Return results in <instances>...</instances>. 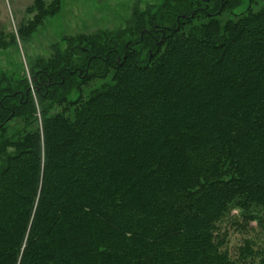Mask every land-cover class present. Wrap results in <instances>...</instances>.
I'll return each instance as SVG.
<instances>
[{
  "label": "trees",
  "instance_id": "trees-1",
  "mask_svg": "<svg viewBox=\"0 0 264 264\" xmlns=\"http://www.w3.org/2000/svg\"><path fill=\"white\" fill-rule=\"evenodd\" d=\"M59 9L32 0L18 36ZM65 40L0 75V264H264L219 228L264 221V0H162Z\"/></svg>",
  "mask_w": 264,
  "mask_h": 264
},
{
  "label": "rangeland",
  "instance_id": "rangeland-1",
  "mask_svg": "<svg viewBox=\"0 0 264 264\" xmlns=\"http://www.w3.org/2000/svg\"><path fill=\"white\" fill-rule=\"evenodd\" d=\"M47 3L51 0H44ZM162 0H60V9L52 16L44 18L41 25L28 39H21L17 34L18 27L30 18L33 13H27L26 8L32 0H0V36L9 40L8 34H15V42L0 48V75L18 76L29 73V67L38 57H48L56 48L67 47L65 38L78 34H88L102 31H115L124 27L130 21L132 12L137 9L144 11L152 5H158ZM246 2L236 8L234 13L244 9ZM255 6L254 8H257ZM232 14L225 11L221 18ZM103 80L97 79L91 83L98 87ZM220 236L224 238V247L232 258H237L240 248L250 241L253 251L264 249V221L245 222L240 213L232 211L219 224ZM246 264H251L250 259ZM252 264H259L254 257Z\"/></svg>",
  "mask_w": 264,
  "mask_h": 264
}]
</instances>
